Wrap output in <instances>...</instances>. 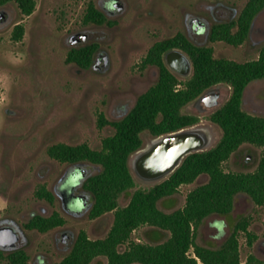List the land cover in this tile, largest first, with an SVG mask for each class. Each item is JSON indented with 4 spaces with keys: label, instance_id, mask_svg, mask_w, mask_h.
Listing matches in <instances>:
<instances>
[{
    "label": "rangeland",
    "instance_id": "rangeland-1",
    "mask_svg": "<svg viewBox=\"0 0 264 264\" xmlns=\"http://www.w3.org/2000/svg\"><path fill=\"white\" fill-rule=\"evenodd\" d=\"M34 1L29 15H24L14 1L0 3V228L17 222L23 233L17 229L20 237L16 249L28 255L26 264H51L70 251L80 230L92 239L104 237L113 222V212L89 217L92 193L84 188V181L100 170L99 165L87 161L59 162L48 155L47 148L58 142H86L92 148H100L102 138L112 134L114 128L109 124L98 127L99 112L109 120H118L128 113L138 95L158 77L156 65L140 66L142 58L155 41L178 31L196 44L211 45L216 57L238 62L256 59L264 47V8L253 18L247 39L234 46L225 41L211 42L206 32L192 34L186 20L198 16L206 25L227 21L238 15L246 0H119L122 7L111 12L110 0H91L110 22L103 24L83 21L89 0ZM17 23L23 25L20 40L12 38ZM75 33H83L84 37L72 43L69 38ZM90 45L94 47L89 66L65 61L69 50ZM99 53L108 56L107 65L102 59L96 64ZM208 90L220 93L221 97L217 104L207 108L199 98ZM230 92L228 84L219 83L182 108L183 112L199 115V123L211 126L215 135L213 145L220 138L221 129L208 116L227 100ZM242 108L264 115V79L246 85ZM153 137L147 130L141 132L142 146ZM263 149L242 144L223 163L224 170H254ZM76 169L85 174L74 193L86 196L87 204L79 199L74 203L79 210L69 212L64 209L57 188ZM80 177L76 174L71 181ZM134 179L136 185L117 198L118 206L126 205L137 188L154 185ZM206 180L207 175H200L191 183L181 184L176 193L161 198L158 207L164 211L182 207L186 194ZM42 186L52 192V202L35 194ZM54 211L64 218V224L44 232L24 226L32 216H48ZM241 215L248 218L247 229L258 235L249 245L245 233L240 232L241 261L249 254L264 259V203L256 204L245 193L236 195L231 213L207 216L199 226L195 242L218 247ZM149 228L137 227L130 239L151 242L146 233ZM168 235L166 231L165 237ZM124 248L125 244L119 246L120 250ZM11 252L0 249V264H9L6 255ZM100 261L105 264V257H100Z\"/></svg>",
    "mask_w": 264,
    "mask_h": 264
},
{
    "label": "trees",
    "instance_id": "trees-1",
    "mask_svg": "<svg viewBox=\"0 0 264 264\" xmlns=\"http://www.w3.org/2000/svg\"><path fill=\"white\" fill-rule=\"evenodd\" d=\"M7 1L16 2L24 15H29L35 7L34 0H0V3ZM263 8L264 0H246L236 19L212 26L209 40L240 45L248 37L253 18ZM83 21L110 23L91 0L86 4ZM22 34L23 25L17 23L12 38L20 40ZM93 47L73 48L65 61L87 67L92 62ZM170 48H179L191 58L192 72L188 77H179L165 65L163 54ZM147 65L158 67V77L138 95L128 113L118 120H109L99 112L98 127L109 124L114 128L112 134L102 138L100 148H92L86 142H58L47 148L48 155L59 162L87 161L99 165L100 170L84 182L85 189L92 193L89 217L113 212V222L104 237L92 239L85 230H80L70 251L51 264H103L100 257H105V264H198V261L203 264H264V259L254 254H249L245 261L240 259V232L245 233L249 245L258 237L247 229L249 221L244 215L235 221L218 247L195 242L203 220L211 214L231 213L237 194H247L256 204L264 203V149L252 171L223 168V163L244 143L264 148V115L251 114L242 108L246 85L252 80L264 79V47L256 59L238 62L216 57L211 45L195 44L185 34L177 32L150 46L140 66ZM219 83L228 84L231 92L208 116L221 129L216 144L188 154L168 177L154 185L137 188L126 205L118 206L119 195L136 185L128 158L143 145L141 132L147 130L158 136L199 123V115L183 112L182 108ZM200 175H207V180L186 194L182 207L171 211L158 207L161 198L173 195L181 184L191 183ZM35 194L49 202L54 198L44 186ZM62 224L64 218L54 211L48 216L34 215L24 226L44 232ZM141 225L150 227L146 233L151 242L130 239L132 231ZM166 231L169 232L167 237ZM153 235L157 237L152 238ZM124 244L125 248L120 250L119 246ZM6 258L9 264H26L28 255L17 250Z\"/></svg>",
    "mask_w": 264,
    "mask_h": 264
},
{
    "label": "water",
    "instance_id": "water-1",
    "mask_svg": "<svg viewBox=\"0 0 264 264\" xmlns=\"http://www.w3.org/2000/svg\"><path fill=\"white\" fill-rule=\"evenodd\" d=\"M115 6L122 7L120 3ZM83 37V33H75L69 40L74 43ZM101 59L104 65L108 64L106 54ZM163 60L168 69L179 76L187 77L192 72L191 58L179 48L166 50ZM214 140L215 135L209 124L186 126L151 138L129 156L128 166L138 180L156 184L168 177L188 154L214 146ZM16 239V233L11 227L0 228V246L13 245Z\"/></svg>",
    "mask_w": 264,
    "mask_h": 264
},
{
    "label": "flooded vegetation",
    "instance_id": "flooded-vegetation-1",
    "mask_svg": "<svg viewBox=\"0 0 264 264\" xmlns=\"http://www.w3.org/2000/svg\"><path fill=\"white\" fill-rule=\"evenodd\" d=\"M116 3H119V0H110V2H109V8H108V10L110 12H111V10H114L115 9V7H116L115 4ZM241 9H240V11H241ZM234 13H235V11H234ZM103 14H104V12H103ZM236 17L235 18H232V19H229L227 21H232V20L236 19ZM205 19L210 22V20L208 18H205ZM186 22H188V24H190V25H188L187 30H189V28H190L189 31L192 34L194 33V34H197L198 35V34H203V33L206 32L208 34V37H209V33L211 31L212 26L214 24H216V23H219V22H215V23H210L209 25H206V24H204V23H202V22L199 21V17L198 16L190 17L188 19V21L186 20ZM223 22H226V21H223ZM88 23H94V22H88ZM95 24H97V23H95ZM198 29L203 30V32L202 33L198 32ZM178 32H180V31H178ZM183 34H185V33H183ZM102 55H103V53H99V55H98V57L96 59V64L99 62L98 60H101ZM96 64H95V66H96ZM220 97H221L220 96V93H216L214 90H208L207 92H205V94H203L199 98V100L202 101L205 104V106L208 108V107H210L212 105L217 104L219 102V100H220ZM80 162H84V161H79V162H74V163H69V164H75V163H80ZM76 174L81 175V177L79 178V180H77L76 182L71 181V177L74 176V175H76ZM84 174L85 173H84L83 170L76 169V170L72 171L68 175L67 179H65V181L62 183V185L57 188V192H58V194L61 197V201H62L63 207H64L65 210H67L69 212H73V211H78L79 210V209H76L74 207V203H76V201L79 200V199H82L83 200L85 206L87 204L86 196H84V195H76L74 193V189H75L76 185L79 184V181H80V179L82 178V176ZM92 203H93V201L90 204V208L92 206ZM85 206H84V208H85ZM5 227H11L13 229V231L16 233L17 239L13 243V245L0 246V249H2V250H11L12 252L17 251L16 248L18 246L19 237H20V234H19V232H18L17 229H19L23 233L22 228L19 226V224H17V222H15V225L8 224Z\"/></svg>",
    "mask_w": 264,
    "mask_h": 264
}]
</instances>
